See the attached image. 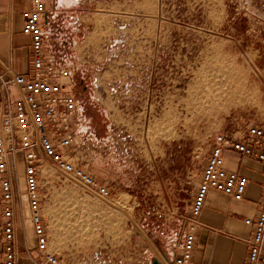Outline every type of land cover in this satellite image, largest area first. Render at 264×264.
Instances as JSON below:
<instances>
[{
    "label": "rangeland",
    "instance_id": "rangeland-1",
    "mask_svg": "<svg viewBox=\"0 0 264 264\" xmlns=\"http://www.w3.org/2000/svg\"><path fill=\"white\" fill-rule=\"evenodd\" d=\"M49 12L48 50L84 109L76 166L111 191L46 166L51 248L130 257L139 241L142 264H160L179 252L214 138L264 127V0H50Z\"/></svg>",
    "mask_w": 264,
    "mask_h": 264
},
{
    "label": "built area",
    "instance_id": "built-area-1",
    "mask_svg": "<svg viewBox=\"0 0 264 264\" xmlns=\"http://www.w3.org/2000/svg\"><path fill=\"white\" fill-rule=\"evenodd\" d=\"M23 17V32L31 38L28 72L17 74L11 65L0 60V264H20L18 235L27 226L35 237L25 250L27 258L35 264H65L50 247L41 184L44 168L50 167L99 199L107 201L111 191L76 166L73 152L84 109L75 94L71 66L56 60L48 50L47 0H33L32 8L24 11ZM228 152L264 166V127L249 125L214 138L204 158L179 252L170 258L160 257V264H193L199 218L211 192L235 202L245 201L249 179L226 167ZM245 224L251 228L245 241V264H264V187L257 214L246 218ZM94 264L115 263L110 255L97 252Z\"/></svg>",
    "mask_w": 264,
    "mask_h": 264
},
{
    "label": "crops",
    "instance_id": "crops-1",
    "mask_svg": "<svg viewBox=\"0 0 264 264\" xmlns=\"http://www.w3.org/2000/svg\"><path fill=\"white\" fill-rule=\"evenodd\" d=\"M32 1L0 0V60L11 65L17 74H25L29 70L31 38L23 32V12L32 8ZM47 6L49 12L50 0H47ZM83 24L88 28L89 25L86 21L81 22L78 27H82ZM94 30L95 28L92 32ZM92 40L93 36L89 38L90 42ZM85 42L83 41L82 44ZM88 59L94 62L93 57L88 56ZM225 157L228 169L237 171L249 179L245 201L235 202L226 195L210 193L204 211L199 218L200 226L193 264L246 263L248 250L245 241L251 234V228L245 224V219L255 217L258 212V203L261 200L264 187V166L260 162L243 158L231 152L226 153ZM23 230L21 229L18 235L22 251L20 264H35L25 254L27 247L34 243L35 237L29 226ZM139 243V241L135 242L132 247L133 251L129 252L130 257L109 255L113 256L115 264H142L146 251L144 254L142 245ZM51 250L65 264L80 262H82L81 264H94V255L67 257L60 251L53 248Z\"/></svg>",
    "mask_w": 264,
    "mask_h": 264
},
{
    "label": "bare ground",
    "instance_id": "bare-ground-1",
    "mask_svg": "<svg viewBox=\"0 0 264 264\" xmlns=\"http://www.w3.org/2000/svg\"><path fill=\"white\" fill-rule=\"evenodd\" d=\"M240 104H242V103H244V100H242V99H239V101H238ZM108 202V201H107ZM122 209V208H121ZM128 214V213H127Z\"/></svg>",
    "mask_w": 264,
    "mask_h": 264
}]
</instances>
